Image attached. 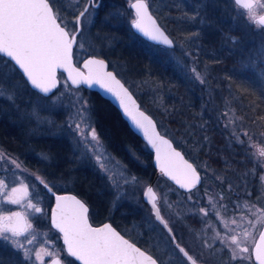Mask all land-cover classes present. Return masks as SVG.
<instances>
[{
    "label": "rangeland",
    "instance_id": "obj_1",
    "mask_svg": "<svg viewBox=\"0 0 264 264\" xmlns=\"http://www.w3.org/2000/svg\"><path fill=\"white\" fill-rule=\"evenodd\" d=\"M127 1L130 4L133 0ZM190 1L198 3L197 5L200 8L198 15L189 19L197 26L199 33L200 31L203 34L216 33L218 31V26L210 15L219 10L222 12L219 15L228 23V27L233 30H239L240 37L232 34L227 35L223 37L224 44L230 49H234L237 55L235 57L236 62H239L244 67L255 70L262 78L264 84V55L261 54V49L264 48V28L257 25L246 14L243 17L239 16L236 10L238 6L234 5L233 0ZM256 1V4L264 3V0ZM85 3L86 0H57L56 7L60 9L61 16L70 30L72 29L75 17V13L73 12L77 7L84 6ZM156 5L157 8L162 6L160 2L159 4L156 3ZM110 6H108L109 10L104 12L106 16L102 22H99V28L97 29L94 28V18L97 11L96 9L92 10V23L85 24L83 33L79 39L80 42H83L84 48L77 47L75 53L77 60H81L84 55L107 54L111 59L112 65L116 66L117 74L133 89L136 95L144 97L145 101L150 104V110L153 112L152 114H155L154 116L160 123V126L162 125L163 132L166 135L170 133L178 136L166 120L160 116V113L167 109L165 102L168 99L166 95L169 93L166 92V89H164L165 92L159 91V84L153 82L149 71L145 75L146 71H144L139 62H133L127 58L126 51H123L122 47L120 48V43L108 31L109 26L103 23H109L108 20L113 21L112 23L115 24H111L112 26L110 25V27H114L116 22L121 21L120 19L125 16L124 12L119 9L116 10V4L114 5L113 3ZM239 11L246 10L241 9ZM68 12H70V16L67 15ZM262 12H264V9L258 8L256 15L258 16ZM201 13L203 15L209 14L210 18L207 15L206 17L199 16ZM113 14L119 15L114 18ZM128 16L130 22L134 18V14ZM174 40V48L168 49L162 47V50L169 56L170 62L176 68L201 86V90L205 95L204 100L209 103L210 110L209 114L204 115L206 118L205 122L212 121L214 125L222 127L226 131L229 145H231L232 141L241 145L234 138L233 131L237 133L247 131L249 136L252 137V140L249 141L247 137L241 135V139L244 141V144L241 146L244 147L243 149L247 153L246 157L249 158L246 163H242L241 167L232 166L229 170L230 173L212 167L205 160L198 159V164L201 170L204 171L205 176L208 175L217 179L215 184L209 183L207 179L203 188L197 189L193 193L186 191L182 193L165 180H161L158 184H155V189L159 194V205L162 214L168 220L174 233L177 234L180 244L186 247L199 260L210 261V254L212 255L214 249L223 247L219 240L213 241L215 232L220 231L223 235L224 229L219 218L213 215L204 218L203 214L199 212L201 207L209 206V197L216 202L217 209H221V212H219L220 217L229 222L233 218L239 220L241 215L246 216L248 219H254V217L248 216L247 209L243 207L245 202L255 204L257 207L264 206V181L261 180V176H264V157L259 155V149L264 148V122L259 120L253 112L246 109L247 103L240 99L239 93H236L229 84L221 83L215 85L217 87L211 86L208 80V75L211 72L210 66L208 67L205 61L202 63L192 50L201 45L199 34L188 35L186 37L178 36L174 37ZM192 68H195L201 74L205 81L204 83L195 78V74L191 71ZM17 84L19 85V90L14 102L7 98L0 99L7 102L3 108V112L15 118L10 123L14 124L16 122L20 126L24 124L29 129L27 130V135L22 132L24 137L20 139L21 143L28 142L29 139L26 136H30L32 132L57 133L56 135L67 139L70 151L62 155L58 161L52 157L50 152L48 153L39 148H32L29 144H27L29 145L26 146L27 148L22 146L21 153L16 150H10L9 152L0 145V156H2L0 158V179L7 185V188L2 190L4 194L10 193L14 187H20L21 182L28 186V195L19 204H11L3 197H0V214L10 215L13 212L21 210L26 215L27 223L31 224L32 227L28 229L25 236L17 237L16 239L25 242V237L31 238L32 235L36 236L33 244L29 245L25 243V247L32 250L31 261L25 260L23 250L16 249L11 242L0 240V264H32L33 261L35 264H41V261L36 260L35 256V253L41 251V249L44 250L41 252L43 264H48L50 259L56 255L60 256L66 264H77L72 257L67 255L60 234L51 225L48 226L45 223L44 216L46 215L51 197L44 186L36 180V176L43 177L52 187L67 189L69 185L73 184V176L80 169L83 173H87V171L93 173L95 182L99 186V190L104 192L105 199L110 208L117 210L116 215L119 214V218L116 217L115 219L126 236L136 242H141L148 251L159 259L161 264H189L174 248L163 227L156 221L151 208L144 202L143 192L148 185L147 181L136 177L127 170L125 176L129 179L136 177V182L123 185V181H121L123 195L117 199V190L112 187L110 182L98 169L94 157L84 152V146L78 142L79 137L68 127L69 116L73 115L76 108L79 107L77 100H80L81 103L87 102V106L91 110L92 120H94L87 94L83 89L71 86L65 76L61 75V84L52 97L53 99L59 97V101L55 107H52L51 101L45 99L44 96L33 92L30 87L25 91L19 83ZM222 85H225L224 88H222ZM34 109L39 112L42 119L46 118L52 121V123H38L35 118L30 116V113ZM242 109L244 110L243 113L240 112ZM225 111L228 112V116H224ZM229 117L236 121L234 125L229 124ZM236 117L242 119L236 120ZM188 127L184 129L193 130L191 124ZM188 130H184V132ZM177 139L184 144L182 138ZM203 141H205L204 144L199 143V146L207 147L209 145L208 140L204 139ZM104 145L108 153L118 160L105 142ZM45 156L47 159L44 158ZM33 157H36V163L38 160H41L43 167L32 168L26 160ZM12 160L20 163L21 168H17L15 164H12ZM248 164L250 165L248 166ZM257 167L261 168V172L259 171L256 175ZM226 173L228 174L226 175ZM252 175H256L254 184L250 182ZM220 184L224 186V189H219V191L216 185L220 186ZM241 193H245V197L240 199V201L235 200L234 197ZM221 196L223 197L222 200L220 199ZM28 201L40 207L42 212L36 213L34 208L27 207ZM169 204L171 205L170 208L168 207ZM237 204L241 205L240 209H242L238 215L233 210ZM220 205H226L227 207L221 208ZM208 224L214 225V228L208 227ZM231 226L235 227V225ZM244 226L249 228V231H252L247 220L244 221ZM260 230L261 227L258 225L254 232V241L253 238H249L247 241L250 246L254 244ZM236 231L240 232L241 230L236 229ZM205 241L211 244L212 247H204ZM212 248L213 251H210ZM45 253H51V255ZM212 261L221 264L219 258L212 259Z\"/></svg>",
    "mask_w": 264,
    "mask_h": 264
},
{
    "label": "snow or ice",
    "instance_id": "obj_2",
    "mask_svg": "<svg viewBox=\"0 0 264 264\" xmlns=\"http://www.w3.org/2000/svg\"><path fill=\"white\" fill-rule=\"evenodd\" d=\"M233 3L238 6L236 10L239 16L243 17L246 14L257 25L264 26V15L258 18L256 15L258 8L264 9V3L256 4L253 0H233ZM56 4L57 0H0V54L8 58L0 66V98L15 101L19 85L14 83V80L19 75L25 84H30L33 89L42 93L45 99L51 101V106L55 107L59 101V97L52 98L53 89L58 84L57 69H64L68 72L72 84L84 83L89 86L96 84L111 93L119 101L124 114L130 118L134 127L142 130L148 144L156 150V161L160 171L181 188L196 187L200 182L197 170L184 159L180 152L172 148L168 140L156 133L153 120L139 110L125 84L117 79L116 74L105 70L108 65L104 59L96 57L87 59L84 62L87 75L73 66V49L74 47L84 48L83 42L78 41V37L82 35L85 24L92 23V10L100 6L99 0H88L83 10L75 15L71 30L68 29ZM130 7L135 10L134 18L130 22L132 28L154 42L169 48L174 47V41L165 34V31L149 14L146 0H134L130 2ZM241 9L246 11H239ZM113 15L115 18L119 14ZM261 54L264 55V48L261 49ZM5 69L8 71H4ZM191 71L197 80L201 83L205 82L195 68ZM77 104L79 107L68 118V127L79 137L78 142L84 146V152L94 157L98 169L117 190V199H119L123 195L121 191L123 185L135 183L136 177L129 179L125 176L127 166L108 153L96 130L87 102L81 103L77 100ZM30 116L38 123H52L46 118L42 119L36 109L30 113ZM224 116H228L227 111ZM239 119L242 118L236 117V120ZM260 119L264 120V117ZM235 122L229 117V124L234 125ZM241 135L247 137L249 141L252 140L247 131L242 133L233 131L234 138L241 145L244 144ZM161 145L167 150L162 152ZM259 155L264 157V148L259 149ZM44 158L47 159L46 156ZM11 163L21 168V164L16 160H12ZM36 180L48 191H52L43 177L36 176ZM261 180L264 181V176H261ZM6 188L7 185L0 179V197L11 204L21 203V200L28 195V186L22 182L20 187L12 188L7 195L2 191ZM145 196L151 204L155 219L167 230L175 248L189 264H197L195 256L190 255L189 251L177 242L173 228L161 214V207L157 202L159 197L152 187H147ZM220 199L222 200L223 197L221 196ZM27 207L34 208L36 213L42 212V209L32 204L31 201H28ZM168 207L170 208L171 205L169 204ZM220 207L226 208L227 206L220 205ZM243 207L247 209L248 216L254 219H248L244 215L240 216L239 221L235 218L230 222L222 219L217 204L211 197H209V206L201 207L199 212L204 218L213 215L220 219L224 234L216 231L213 241L219 240L223 247L228 248L233 260L264 264V230L259 231V242H254V247L250 249L245 246L249 238H253L254 241V232L258 225L264 229V206L257 207L255 204L245 202ZM235 208L239 210L241 205L237 204ZM245 220L251 226L252 231L244 226ZM52 224L63 233L67 255L74 257L81 264H161L158 258L142 250L135 242L125 239L111 224L105 223L100 227H93L89 223V208L86 202L77 199L76 196H56V209L52 213ZM31 227L32 225L27 223L26 217L20 212H13L10 215L0 214V240L11 242L16 249L23 250L25 260L29 261H31L32 250L26 248L25 243L33 244L36 236L25 237V242L16 238L25 236ZM208 227L214 228V225L208 224ZM236 229L241 231L237 232ZM204 247L210 248L212 245L205 241ZM42 251L44 250L41 249L35 253L36 260H40L41 264H43ZM45 254L51 255V253ZM32 264L35 262L33 261ZM52 264H61V262L56 259Z\"/></svg>",
    "mask_w": 264,
    "mask_h": 264
},
{
    "label": "trees",
    "instance_id": "obj_3",
    "mask_svg": "<svg viewBox=\"0 0 264 264\" xmlns=\"http://www.w3.org/2000/svg\"><path fill=\"white\" fill-rule=\"evenodd\" d=\"M107 3L116 4V10L119 9L124 12V17L117 21L114 27H110L113 21L108 20V31L113 34L114 39L120 43V48L126 51L127 58L130 61L139 62L142 65L145 75L149 71L154 83L159 84V91L169 93L166 99L167 109L160 113V116L166 120L168 125L178 134V136L168 134L174 141L177 147L182 149L185 155L192 160L201 169L198 164V159L205 160L209 165L218 168L224 172L230 173L232 166L238 167L246 163L249 157H246V151L241 145L232 141L231 145L228 143L226 131L212 121L205 122V114H209V103L206 102L205 95L201 90V86L193 79L185 75L181 70L176 68L170 62L169 56L158 45L153 44L140 35L136 34L132 27L129 16L132 14V9L127 0H105ZM162 4L157 8L156 3ZM190 0H161L152 1V10L158 17L159 21L166 27L172 37L188 36L199 34L201 45L194 51V55L206 62V65L211 69L209 76V83L213 87L218 84H229L230 87L239 93L240 99L247 103V110L253 112L259 120L264 117V84L262 78L258 73L249 68L244 67L239 62H236L237 57L234 49H230L224 44L223 37L227 35H237L240 37V32L237 29L228 27L221 15V10L212 13L210 17L218 26L216 33H200L195 24L189 19L196 17L200 10L196 3ZM84 6L77 7L73 13H78ZM202 10V9H201ZM202 14V15H201ZM199 16H204L203 13ZM71 15V14H70ZM208 18L209 14L207 15ZM228 22V20H227ZM99 18L94 22V28H99ZM112 26V25H111ZM262 27V26H261ZM263 28V27H262ZM105 30V29H104ZM107 31V30H105ZM174 48V47H173ZM172 49V48H168ZM128 52V53H127ZM0 66L3 61L7 60L0 55ZM4 71H8L5 69ZM215 75V76H214ZM217 76V77H216ZM14 83H19L26 91L29 89L28 84L17 75ZM20 86V88H21ZM225 85H222L224 88ZM31 89V88H30ZM32 90V89H31ZM35 92L34 90H32ZM37 93V92H36ZM87 94V93H86ZM90 103L93 107L94 119L99 131L102 130L109 138H114L116 147H114L115 155L125 160L129 171L136 177L142 178L149 183L155 181L158 184L161 180H165L168 184L174 186L163 175L156 176V169L153 164V153L149 150L147 144L135 132L131 136H127L126 127L120 117L119 110L103 101L98 93L87 94ZM141 101L143 107L150 112V104L145 101L144 97L136 95ZM168 101V102H167ZM7 102L0 99V145L8 150L19 151L21 148L31 145L32 148H39L43 151L50 152L52 157L58 161L62 155L70 151L69 143L66 138L56 134L48 133H31L26 136L29 141L21 143L23 133L27 135L29 130L24 124L20 126L18 123L11 124L10 121L15 118L11 115H6L3 112L4 106ZM114 108V109H113ZM245 109V108H244ZM244 110L242 109V111ZM153 116L155 114H152ZM155 117V116H154ZM158 121V120H157ZM264 122V120H262ZM192 125L193 130L184 129ZM162 130V125L158 122ZM103 129H102V128ZM43 129V127H42ZM184 130H188L184 132ZM112 131V132H111ZM23 132V133H22ZM22 135V136H21ZM177 138H182L183 143L179 142ZM204 139L208 140L207 147L199 146L204 144ZM29 144V145H27ZM198 145V146H197ZM197 146V147H196ZM27 148V147H26ZM13 153V152H11ZM196 154V155H194ZM36 157L28 158L27 163L34 169L43 167L42 161ZM60 163V162H59ZM61 164V163H60ZM250 164H248L249 166ZM79 170V169H78ZM261 172V168H256V175ZM226 173V175L228 174ZM91 171L83 173L80 169L73 176V184L69 185L67 189L54 187L57 191H71L81 196L90 206V218L95 222H102L109 220L116 226V209L112 210L105 199L104 192L99 190V186L95 182V178ZM256 175H252L250 182L253 184L256 181ZM208 179V180H207ZM215 184L217 179L214 177L205 176V181ZM223 182V181H222ZM249 182V184H250ZM218 186V190L224 189V186ZM203 185L198 188L202 189ZM219 190V191H220ZM48 193V192H47ZM49 194V193H48ZM49 201L46 215L44 216L45 223L50 226V211L52 207V196ZM44 223V224H45ZM52 227V225H51ZM53 228V227H52ZM54 229V228H53ZM76 262V261H75ZM77 263V262H76ZM79 264V263H77Z\"/></svg>",
    "mask_w": 264,
    "mask_h": 264
},
{
    "label": "water",
    "instance_id": "obj_4",
    "mask_svg": "<svg viewBox=\"0 0 264 264\" xmlns=\"http://www.w3.org/2000/svg\"><path fill=\"white\" fill-rule=\"evenodd\" d=\"M132 2H134V1H132ZM253 2L256 3V0H253ZM146 3L148 4L147 1H146ZM133 11L135 12L134 9H133ZM148 11H149V14L152 16V18H153V19L157 22V24L162 28V30L165 31V34L168 35L169 38L173 40V38L169 35V33H168V32L164 29V27L161 25V23L159 22V20H158V18L156 17V15L152 12V10H151L149 4H148ZM261 15H264V12H262L261 14H259V15L257 16V18H258L259 16H261ZM261 26H262V25H261ZM263 27H264V26H263ZM132 29H133V31H134L135 33H137L138 35H140L141 37H143L145 40L150 41V42L155 43V44H159V43H157V42H154V41L150 40L148 37L144 36L142 33H139V32H138L137 30H135L134 28H132ZM173 41H174V40H173ZM160 45H162V44H160ZM174 45H175V42H174ZM163 46H165V45H163ZM166 47H167V46H166ZM74 52H75V47H74V49H73V66H74L75 68L79 69L80 71L84 72L85 75L88 74L87 69L84 68V62H85L87 59H90V58H93V57H96V58H99V59H104V60L106 61L107 65H108V61H107L105 58H103V57H99V56H96V55H89V56H87L86 58H84V60L81 62V64L78 65V64L76 63V60H75ZM0 55L3 56V54H0ZM5 58H7V57H5ZM7 59H8V58H7ZM105 70H106V71L113 72L114 74H116L113 70L108 69V67H107ZM60 74H64L65 78L67 79V81L69 82V84H70L71 86H73V87H80V86L84 85V86L87 87V88H90V89H92V90L98 91V92H99L104 98L108 99L110 102H112V103L116 106V108L120 111V113H121V115L123 116V118L128 122V124H129V126L131 127V129H132V130H133L138 136H140V138H141V139L147 144L149 150L153 153V164H154V167H155V169H156V176H158V175L161 173L164 177H166L169 181H171L175 186H177L179 189H181V190H183V191H186V192H189V191H191V190H194V189L198 188L199 186H201V185L203 184V181H204L203 175H202V173L200 172V170L197 168V166L195 165V163H194L192 160H190V159L185 155V153L182 151V149H180L179 147L176 146V144L174 143V141H173V139H172L171 137H169L168 135H166V134H164V133L161 132V130H160L159 126H158V123H157L156 119H155V118H154L149 112H147L146 110H144V109L141 107V103H140V101L138 100V98H137V97L135 96V94L130 90V88L125 84V82H124L119 76H117V74H116L117 79H120L121 82L125 84V87H127V88L129 89V92L132 94L133 99L136 101V105L139 107V110H140V111H143L146 115H148V116L153 120V122H154V124H155V131H156V133H158V135H159L160 137H162L163 139L168 140V141L171 143L172 148L175 149L176 151L180 152L181 155L184 157V159L187 160L188 163L192 164L193 167L197 170V172H198V174H199V176H200V182L196 185V187L191 188V189L181 188L178 184L175 183V181L171 180L168 176L164 175V174L160 171V167H159V165L157 164V161H156V150H155L150 144H148L147 139L144 137L142 130L136 129V128L134 127V125L132 124L130 118L127 117V116L124 114L123 109H122V108L120 107V105H119V101H118V100H117V99H116L111 93L106 92V91H105L104 89H102L99 85L93 84V85L89 86L88 84H84V83H80V84H78V85H77V84H72V81H71V80L69 79V77H68V72L65 71L64 69H57V80H58V84H57V87H56L55 89H53V93H55V91L59 88V86H60V84H61ZM28 86H29L32 90H34L35 92H37L38 94H40V95L43 96V94H42V93H39L38 90L33 89V88L31 87L30 84H28ZM50 95H51V94H50ZM161 148H162V152L167 150V149L165 148V146H163V145H161ZM149 186L153 188V190L157 193V196H158V197H159V194H158V192L156 191V189H155V187H154V181L149 182L148 185L146 186L144 192H143V200H144V201L150 206V208H151V204L148 202L147 197L145 196L146 189H147V187H149ZM49 187H50V185H49ZM51 189H52V188H51ZM49 193H51V194L55 193V195H54V204H53V206H52V208H51V218H50V222H51L52 227H53V228H54V229H55V230L61 235V240H62V243H63V245H64V249H65V251H66V253H67V248H66V245L64 244V240H63V233H61V232H60L57 228H55V227L53 226V224H52V213H53V210L56 209V196H76L77 199H80V200H82V201H84V199L81 198L79 195H77V194L74 193V192H55V191L52 189V191H49ZM84 202H85V201H84ZM157 202H158V205H159V199H158ZM86 204H87V203H86ZM87 206H88V208H89V205H88V204H87ZM159 206H160V205H159ZM89 210H90V209H89ZM151 210H152V208H151ZM17 212L22 213V214L26 217V215H25L21 210H18ZM161 214H162V211H161ZM162 215H163V214H162ZM154 217H155V216H154ZM26 219H27V218H26ZM156 221H157V220H156ZM157 222L159 223V221H157ZM89 223L92 224L93 227H100V226H102V225L105 224V223H109V224H111L114 228H116V226H114V225H113L111 222H109V221H106V222H104V223H102V224H99V225H94V224L91 222V220H90V216H89ZM159 224H160V223H159ZM160 225H161V224H160ZM161 226H162V225H161ZM169 226H170V225H169ZM116 230L119 231L117 228H116ZM262 230H264V229H262ZM119 232H120V231H119ZM120 233H121V232H120ZM121 235H123V236L125 237V239H128V240H130L131 242H134V241H132L130 238H128L127 236H125L123 233H121ZM258 242H259V237H258L256 243H258ZM137 246L140 247L142 250L147 251V250H145L144 248H142L141 246H139L138 244H137ZM147 252H148V251H147ZM148 253L151 254L150 252H148ZM151 255H153V254H151ZM153 256H154V255H153ZM72 258L75 260L74 257H72ZM154 258H156V257L154 256ZM56 259H59L60 262H61V264H66V263L60 258V256H58V255H56V256H54L53 258H51L48 264H52L53 260H56ZM75 261H76L77 263L81 264L80 261H77V260H75ZM197 264H201V263L197 262Z\"/></svg>",
    "mask_w": 264,
    "mask_h": 264
},
{
    "label": "flooded vegetation",
    "instance_id": "obj_5",
    "mask_svg": "<svg viewBox=\"0 0 264 264\" xmlns=\"http://www.w3.org/2000/svg\"><path fill=\"white\" fill-rule=\"evenodd\" d=\"M134 1V0H133ZM147 2H148V4H149V6H150V8H151V10H152V1L153 0H146ZM88 2V0H86V3ZM132 2V1H131ZM161 2H167V0H161ZM257 2V1H256ZM85 3V4H86ZM99 3H100V6L98 7V8H96V11H97V14H96V16H95V18H94V21L96 22L97 21V19L99 18V22H102L103 21V18H105V13L104 12H106L107 10H109V8H108V6L109 7H111L110 5H112L113 3H107L105 0H99ZM115 5V4H114ZM85 6V5H84ZM132 9V8H131ZM81 10H83V9H81ZM80 10V11H81ZM132 11H133V9H132ZM152 12H153V10H152ZM78 13H79V11H78ZM77 13V14H78ZM154 13V12H153ZM135 15V12L133 11L132 12V14H131V16L132 15ZM155 14V13H154ZM67 15H69L70 16V12H68V14ZM157 17V16H156ZM158 18V17H157ZM159 20V19H158ZM160 22V21H159ZM161 23V22H160ZM161 25L164 27V29L168 32V30L166 29V27L161 23ZM261 26V25H260ZM264 28V27H263ZM69 29V28H68ZM70 30V29H69ZM169 33V32H168ZM169 35L172 37V35L169 33ZM173 38V37H172ZM79 39H80V37H78V41H79ZM174 39V38H173ZM156 45H158L160 48H162V47H166V46H163V45H160V44H156ZM166 48H169V47H166ZM76 51H77V47H75V52H74V54L76 53ZM89 55H96V56H99V57H103V58H105L107 61H108V69H111V70H113L116 74H117V70H116V66H114V65H112V62L110 61L111 59L109 58V56L107 55V54H105V53H100V54H89ZM89 55H84L82 58H81V60H77V58H76V55H75V60H76V63L78 64V65H80L81 64V62L84 60V58H86L87 56H89ZM62 75V74H61ZM117 76H119L118 74H117ZM120 77V76H119ZM121 78V77H120ZM122 79V78H121ZM123 80V79H122ZM124 81V80H123ZM125 82V81H124ZM125 84H126V82H125ZM127 85V84H126ZM129 88H130V90L134 93V91H133V89L129 86V85H127ZM80 88H82L83 89V91L85 92V93H87V94H90V93H98L99 95H100V97H101V99L103 100V101H108V103L110 104V105H112L115 109H116V106L112 103V102H110L108 99H106V98H104L98 91H95V90H92V89H90V88H87V87H85L84 85H82V86H80ZM135 94V93H134ZM136 95V94H135ZM137 97V96H136ZM87 98H88V96H87ZM138 98V97H137ZM139 100V99H138ZM88 101H89V98H88ZM140 101V100H139ZM88 103H90V101L88 102ZM140 103H141V101H140ZM141 107L144 109V110H146L145 109V107H143V105H142V103H141ZM90 108L92 109V112H93V107H92V104L90 103ZM113 108V109H114ZM147 111V110H146ZM119 113H120V111H119ZM93 115H94V112H93ZM120 117H121V119H122V121H123V123H124V125H125V127H126V132H124V134L125 133H128V135L127 136H131V133L132 132H134L132 129H131V127L129 126V124H128V122L123 118V116L121 115V113H120ZM94 121V125H95V127H96V130H97V132L99 133V135H100V137H101V139L107 144V146H108V148L112 151V153H114V147H116V141L114 140V138H109V137H107V135H105L104 133H102L103 131L102 130H100L99 131V128L97 127V125H96V122H95V119L93 120ZM102 128V127H101ZM103 129V128H102ZM112 132V131H111ZM133 134V133H132ZM113 155H115V153L113 154ZM116 156V155H115ZM116 158L123 164V165H126V162H125V160H122V159H120V158H118L117 156H116ZM127 166V165H126ZM198 167V166H197ZM198 169H199V167H198ZM127 170H129L128 169V167H127ZM200 170V172L202 173V175H203V178H204V181H203V184L202 185H204L205 184V173H204V171H202L201 169H199ZM161 174V173H160ZM159 174V175H160ZM166 178V177H165ZM167 179V178H166ZM154 185H155V183H154ZM174 185V184H173ZM201 185V186H202ZM175 186V185H174ZM201 186H199L198 188H200ZM50 187L55 191V192H71V191H57L54 187H52L51 185H50ZM176 187V186H175ZM180 192H182V193H185V191H183V190H181V189H179L178 187H176ZM198 188H196V189H194V190H191V191H189V192H195ZM46 189V188H45ZM47 190V192L49 193V191H48V189H46ZM75 193V192H74ZM51 196H52V206H53V204H54V195L53 194H51V193H49ZM77 194V193H76ZM78 195V194H77ZM245 197V193H241V194H239L238 196H235L234 197V199L235 200H239L240 201V199H242V198H244ZM84 201H85V199H84ZM86 203H87V201H85ZM145 202V201H144ZM146 203V202H145ZM231 203V202H230ZM88 204V203H87ZM147 204V203H146ZM89 205V204H88ZM148 205V204H147ZM149 206V205H148ZM234 206V205H233ZM150 207V206H149ZM52 208V207H51ZM89 209H90V206H89ZM236 213V215H238L239 214V212L240 211H242V209H239V210H236V208L235 209H233ZM228 211H230V210H228ZM116 212H117V210H116ZM219 212H221V209H219ZM231 212V211H230ZM241 214V213H240ZM119 214H117L116 215V217L117 218H119V216H118ZM89 216H90V210H89ZM90 220H91V222L94 224V225H99V224H102V223H104V222H106V221H109V220H106V221H102V222H95V221H93L91 218H90ZM239 221V220H238ZM109 222H111V221H109ZM112 223V222H111ZM200 223V222H199ZM113 224V223H112ZM196 225H197V223H196ZM199 225V224H198ZM163 227V226H162ZM116 228L121 232V233H123L122 231H121V229H120V227L118 226V223H117V220H116ZM164 229V228H163ZM261 230H262V228H261ZM260 230V231H261ZM222 231V230H221ZM164 232H165V234H167V236L169 237V234H168V232H167V230L166 229H164ZM174 232V231H173ZM124 234V233H123ZM125 235V234H124ZM126 236V235H125ZM128 237V236H127ZM258 237H259V234H257V236H256V239H255V242L257 241V239H258ZM129 238V237H128ZM170 238V237H169ZM132 240V239H131ZM171 240V239H170ZM176 240H177V242H179V238L177 237V234H176ZM62 241V240H61ZM132 241H134V240H132ZM136 244H138L139 246H141L142 248H144L145 250H147L142 244H141V242H136V241H134ZM171 243H172V245L174 246V248H175V244L171 241ZM180 243V242H179ZM181 246H183L182 244H181ZM217 246V245H216ZM245 246H248L250 249L252 248V247H254V244L252 245V246H250V244L249 243H247L246 242V244H245ZM184 247V246H183ZM186 248V247H185ZM176 249V248H175ZM177 251H178V249H176ZM187 250V249H186ZM148 251V250H147ZM188 251V250H187ZM210 251H213V248L210 250ZM214 251H215V253H214ZM214 251L212 252V255L210 254V261H205V260H199L194 254H192L191 252H189V254L190 255H194L195 256V258L197 259V262H199V263H201V264H218V263H216L215 261H212V259H215V258H219V261H220V263L221 264H253V262H249V261H240V260H233L232 259V253H231V251L228 249V248H226V247H221V248H215L214 249ZM148 252H150V251H148ZM179 252V251H178ZM151 253V252H150ZM218 253V254H217ZM152 254V253H151ZM180 255L183 257V255L180 253ZM241 255H247V254H241ZM214 258H213V257ZM185 260H186V258L185 257H183ZM187 261V260H186ZM253 261H254V258H253Z\"/></svg>",
    "mask_w": 264,
    "mask_h": 264
},
{
    "label": "bare ground",
    "instance_id": "obj_6",
    "mask_svg": "<svg viewBox=\"0 0 264 264\" xmlns=\"http://www.w3.org/2000/svg\"><path fill=\"white\" fill-rule=\"evenodd\" d=\"M154 181V180H153ZM151 182V181H150ZM154 183H155V181H154ZM154 187H155V185H154ZM81 197V196H80ZM82 198V197H81Z\"/></svg>",
    "mask_w": 264,
    "mask_h": 264
}]
</instances>
